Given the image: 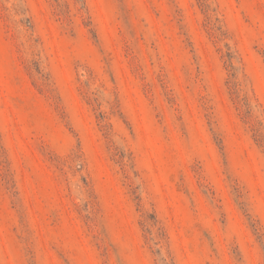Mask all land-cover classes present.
I'll return each instance as SVG.
<instances>
[{
	"label": "rangeland",
	"instance_id": "obj_1",
	"mask_svg": "<svg viewBox=\"0 0 264 264\" xmlns=\"http://www.w3.org/2000/svg\"><path fill=\"white\" fill-rule=\"evenodd\" d=\"M0 264H264V0H0Z\"/></svg>",
	"mask_w": 264,
	"mask_h": 264
}]
</instances>
